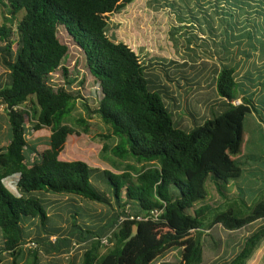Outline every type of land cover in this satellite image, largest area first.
Returning a JSON list of instances; mask_svg holds the SVG:
<instances>
[{
    "label": "trees",
    "instance_id": "16d2710c",
    "mask_svg": "<svg viewBox=\"0 0 264 264\" xmlns=\"http://www.w3.org/2000/svg\"><path fill=\"white\" fill-rule=\"evenodd\" d=\"M134 1L0 0V105L7 115L6 145L0 148V264L6 257L10 264H24L26 257V264H41L51 250L59 253L54 260L64 256L67 264H75L72 258L80 251L82 264H153L172 250L180 251L179 264H202V239L214 226L235 232L264 220V195L248 203L234 189L247 160L256 159L246 155L249 138L243 126L250 114L264 123L254 101L256 90L264 86V69L251 68L252 58L219 59L213 76L215 103L192 128H182L165 101L174 100L169 86L149 78L151 67L132 45L108 35L111 19ZM256 15L259 21L247 22L253 28L258 24L263 34L264 13ZM63 33L99 89L97 105L84 109L107 128L102 138L116 141L103 150L119 161L154 166L113 177L81 159L64 158L68 138L87 135L89 125L84 117L74 120L76 127L69 124L83 98L52 84L56 73L69 75L63 66L69 52ZM245 67L250 71L239 75ZM161 71L169 76L164 65ZM44 129L50 132L47 142L32 143L30 137ZM106 182L109 188L100 191L98 184ZM67 197L72 204L77 197L102 207L97 213L103 217L91 216L100 226L70 225L71 212L54 203ZM125 207L134 215L162 214L157 221L120 222ZM104 238L108 245L102 244ZM263 242L260 226L222 264H247Z\"/></svg>",
    "mask_w": 264,
    "mask_h": 264
},
{
    "label": "rangeland",
    "instance_id": "374dc122",
    "mask_svg": "<svg viewBox=\"0 0 264 264\" xmlns=\"http://www.w3.org/2000/svg\"><path fill=\"white\" fill-rule=\"evenodd\" d=\"M257 12L264 13V0H137L130 4L125 12L111 19L108 35H115L120 42L132 45L140 60L151 67L148 70L149 78L158 85L169 86L168 95L174 100L165 99L167 106L175 114L176 123L183 126L182 128L190 129L193 127V121L206 117L209 105L215 103L213 64L217 62L211 61L212 59L252 58L249 63L251 68L264 69V33L258 29V24L253 28L247 22V19L252 23L259 21ZM63 35L69 48L63 66L69 70V75L64 78L61 72L56 73L51 78L52 84L55 89L65 86L74 95L84 99H78L77 108L69 124L76 127L74 120L84 117L89 125L87 135H82L78 140L68 138L64 158L69 161L81 159L91 168L110 171L113 177L114 173L122 171H132L133 175H136L154 166L155 164H139L132 159L119 161L109 151L103 150L104 145L114 146L116 141L115 139L106 141L102 138L107 135V128L96 116L85 115L84 109V105L91 108L97 105L99 89L86 75L77 48L64 33ZM163 65L169 76L161 71ZM245 71L250 70L245 67ZM170 79H177L178 83ZM255 93L254 101L257 103L258 116L264 120V86ZM190 114L196 115V119ZM5 119L6 112L0 105V148L6 145ZM243 128L249 138L246 155L255 156L256 159L247 160L244 166L246 172L234 181V189L236 188L235 192L245 201L253 203L264 195V123H261L254 114H250L246 117ZM49 136L50 132L44 129L35 132L30 141L43 144L47 142ZM5 184L10 192L16 194L10 182ZM98 186L100 191H106L105 186L108 187V183ZM69 199L71 197H67L65 201L60 200L62 203L57 200L54 203L60 206V210L71 212L70 215L66 212L70 225L76 223L84 229L91 224L96 228L100 226L96 220L95 223L91 222V216L99 217L100 214L97 212H103L102 207L81 201L77 197L74 198L77 203L72 204ZM86 207L95 210V213H88ZM260 226H264V220L230 234L221 228L215 233L206 232L202 239L204 252L202 264H211L217 256L220 259L213 264H222L224 260L230 259V255L237 252V245L242 242L241 235L251 234ZM25 232L27 236V228ZM76 232L79 233L77 230ZM111 248L112 245L102 247L100 253H105ZM57 256L59 257V253L51 250L45 253L41 264H54L55 261L67 264L64 256L61 257L62 260H54ZM73 259L76 261L75 264H82V251ZM27 261L28 257L24 264ZM179 261L180 251L172 250L153 264H179ZM10 263V258L6 257L3 264Z\"/></svg>",
    "mask_w": 264,
    "mask_h": 264
},
{
    "label": "crops",
    "instance_id": "0c3cea01",
    "mask_svg": "<svg viewBox=\"0 0 264 264\" xmlns=\"http://www.w3.org/2000/svg\"><path fill=\"white\" fill-rule=\"evenodd\" d=\"M143 54H145V53H143ZM149 54H151V53H149ZM151 56H155V55H153V54H151ZM239 60H241L242 59V57L241 58H238ZM151 60V59H150ZM226 60H228V59H226ZM211 61H214V62H217V63H215V64H213V69H214V67L216 66V65H218V64H220L219 63V59H212ZM240 70H242V67L240 68ZM242 74H246V71L244 72V73H241V71H239V75H242ZM213 75H214V71H213ZM232 192H234L233 190H232ZM64 199H66V198H63V200ZM65 201V200H64ZM261 221H263V220H258L257 222H255V223H258V222H261ZM255 223H253V224H250V225H248V226H246L245 228H248L249 226H253ZM220 228L224 231V232H226V233H234V232H228V231H226V230H224L221 226H219V225H217V226H214L213 228H212V232L213 233H215L217 230H220ZM245 228H243V229H241V230H239V231H242V230H244ZM259 228V227H258ZM257 228V229H258ZM256 229V230H257ZM211 231H209V232H211ZM239 231H235V232H239ZM253 233V232H252ZM251 233V234H252ZM250 234H247V235H241V239L243 240V238L244 237H246V236H249ZM241 240V241H242ZM226 240H224V242H225ZM240 241V242H241ZM219 259H220V257L219 256H217L216 258H214L213 259V261L211 262V264H213V263H215V262H217V261H219ZM55 264V263H54ZM247 264H264V242L261 244V246L257 249V251L254 253V255L252 256V259L251 260H249V263L247 262Z\"/></svg>",
    "mask_w": 264,
    "mask_h": 264
},
{
    "label": "built area",
    "instance_id": "2783aa9c",
    "mask_svg": "<svg viewBox=\"0 0 264 264\" xmlns=\"http://www.w3.org/2000/svg\"><path fill=\"white\" fill-rule=\"evenodd\" d=\"M122 214L123 215L120 218V222H124V221L147 222V221H157L160 218L162 211L152 210V211L145 212L143 214L134 215L130 213V210L128 207H125L122 211ZM50 240L52 242H55L56 237H51ZM108 241H109V238H104L102 240V244L108 245Z\"/></svg>",
    "mask_w": 264,
    "mask_h": 264
}]
</instances>
